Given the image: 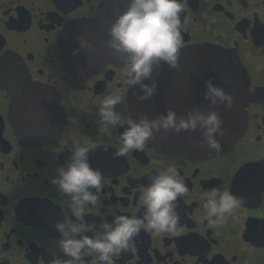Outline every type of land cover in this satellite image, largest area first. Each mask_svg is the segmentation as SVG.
Segmentation results:
<instances>
[{
  "label": "flooded vegetation",
  "instance_id": "obj_1",
  "mask_svg": "<svg viewBox=\"0 0 264 264\" xmlns=\"http://www.w3.org/2000/svg\"><path fill=\"white\" fill-rule=\"evenodd\" d=\"M104 1L0 0V264L68 258L58 247L54 224L72 217L70 197L50 181L76 141L94 142L89 161L104 175L103 206L85 213L88 222L99 221L107 208L142 216V187L170 164L189 187L178 198L177 230L156 235L142 228L136 252L115 255L114 264H264V0H183L180 53L212 47L236 56L246 72L245 126L233 145L212 155H191L147 142L144 149L118 157L113 152L123 127L113 129L110 137L99 132L97 100L109 92L120 95L116 110L125 120L134 119L128 107L132 88L121 77L122 59L102 40L93 50L92 64L82 67L92 73L84 75L67 71L59 49L65 28L91 20ZM167 69L163 101L166 110L178 114L203 111L206 80L224 84L222 76L210 72L219 69L215 65ZM20 73L49 92L44 115L56 119L57 132L48 142H24L12 125L8 86ZM23 110L27 116V107ZM213 187L243 197L219 227H209L204 218L202 194ZM105 218L113 219L110 214Z\"/></svg>",
  "mask_w": 264,
  "mask_h": 264
},
{
  "label": "clouds",
  "instance_id": "obj_2",
  "mask_svg": "<svg viewBox=\"0 0 264 264\" xmlns=\"http://www.w3.org/2000/svg\"><path fill=\"white\" fill-rule=\"evenodd\" d=\"M184 8L183 0H128L124 11L114 9L115 19L107 29L106 45L123 61L120 72L126 86L134 88L139 85L138 99L141 101L155 95L158 82L154 77L159 76L158 69L163 64L174 69L179 67ZM78 39L79 46L72 50L73 55L82 48L91 47L87 38L81 36ZM204 98L211 105L223 104L227 108L234 103L232 94L212 79L205 81ZM121 101L122 97L112 92L97 100L99 132L110 137L113 129L123 127L119 135L120 146L113 152L114 157L144 149L147 141L161 129L177 133L199 129L202 143L216 151L222 148L217 137L224 134L223 120L216 110L197 108L178 114L175 109L168 108L151 118L142 115L138 119L125 120L116 110ZM94 147L92 141L73 142L65 164L60 165L57 175L51 178L50 182L70 197L69 206L74 219L65 217L54 224L60 234L58 247L68 258L54 255L48 264H114L115 255L129 250L136 252L135 238L142 228L156 235L177 230L180 221L178 198L188 193L189 187L180 170L171 164L152 175L150 183L142 187V216L107 208L99 221L88 222L85 213L99 211L97 206H103L100 193L104 187V175L89 161V153ZM202 199L204 218L209 227L225 224L243 203V197L218 187L205 190ZM106 214L112 215L113 219L108 221ZM89 256L91 259L87 258Z\"/></svg>",
  "mask_w": 264,
  "mask_h": 264
},
{
  "label": "water",
  "instance_id": "obj_3",
  "mask_svg": "<svg viewBox=\"0 0 264 264\" xmlns=\"http://www.w3.org/2000/svg\"><path fill=\"white\" fill-rule=\"evenodd\" d=\"M127 6L128 0H105L91 20L72 23L65 28L59 40V49L65 59L68 72L75 71L84 75L92 73L91 69L84 70L83 65L92 64L91 61L96 58L93 50L99 47V42L109 38L107 29L115 19L114 9H119L122 12ZM81 36L91 42V47L82 48L78 54L73 55L72 50L79 46L78 38ZM179 65L218 66L219 69L210 72L222 76L224 84L220 87L232 94L234 103L231 108H227L223 104L211 105L209 101H205L203 111L213 109L220 113L224 134L218 136L217 139L222 148L220 151H216L210 149L206 143H202L203 137L199 129L179 133L161 129L155 132L147 142L164 151L181 154L212 155L227 150L242 134L245 126L244 109L248 102V79L245 70L236 56L208 46L195 47L181 52ZM167 66V64H163L158 69L160 74L158 77H154L158 82L157 91L149 100L138 99L139 85L130 90L128 107L134 119H138L142 115L151 118L166 111L163 91L165 73L168 72ZM74 68L76 69L74 70ZM10 83L8 86L11 96L9 115L18 138L34 144L45 143L53 139L57 132L56 119L44 115V112L49 110L46 103L49 92L44 87L29 82L22 73L14 83ZM23 106L27 107V116L24 115Z\"/></svg>",
  "mask_w": 264,
  "mask_h": 264
}]
</instances>
